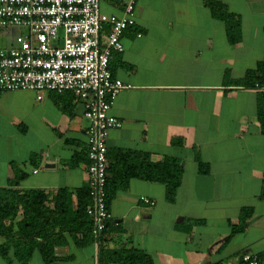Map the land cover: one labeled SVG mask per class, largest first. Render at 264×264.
<instances>
[{
    "label": "crops",
    "instance_id": "crops-1",
    "mask_svg": "<svg viewBox=\"0 0 264 264\" xmlns=\"http://www.w3.org/2000/svg\"><path fill=\"white\" fill-rule=\"evenodd\" d=\"M130 2L100 0V12L121 18ZM209 3L240 18L239 44L229 43ZM134 19L124 52L111 59L113 77L128 88L111 110L123 126L109 133L107 174L119 181L146 157L153 164L173 158L183 167L181 185L168 202L163 184L130 178L108 206L100 246L79 221L80 230L53 239L49 264H99L100 250L142 252L152 264L264 261V0H138ZM24 34L0 28V50ZM84 113L71 93L0 92V188L17 164L27 175L19 190L49 195L51 212L61 191L75 209L89 206ZM245 213V230L233 236L230 223ZM185 221L197 225L178 229ZM29 264L48 263L36 251Z\"/></svg>",
    "mask_w": 264,
    "mask_h": 264
},
{
    "label": "built area",
    "instance_id": "built-area-1",
    "mask_svg": "<svg viewBox=\"0 0 264 264\" xmlns=\"http://www.w3.org/2000/svg\"><path fill=\"white\" fill-rule=\"evenodd\" d=\"M137 1L131 0L119 18L102 14L100 0H0V28L25 31L14 46L0 50V92H33L38 98L71 93L84 106L90 122L87 214L96 244L112 220L106 192L107 141L110 131L123 126L111 110L117 95L128 88L113 77L110 62L114 52H124L122 38L135 24ZM242 262L264 264L253 255L243 256Z\"/></svg>",
    "mask_w": 264,
    "mask_h": 264
},
{
    "label": "trees",
    "instance_id": "trees-1",
    "mask_svg": "<svg viewBox=\"0 0 264 264\" xmlns=\"http://www.w3.org/2000/svg\"><path fill=\"white\" fill-rule=\"evenodd\" d=\"M208 7L213 17L225 24L229 43L232 45L239 44L242 40L240 18L231 14L221 4L209 3ZM260 70L264 71V63L260 65ZM12 169L14 179L9 182L7 188H0V238L6 241L0 247V257L6 264H13L14 261L19 264H29L36 251L41 252L46 263L54 262L56 258L53 252V245H55L53 239L61 236L62 232L80 230L82 227L79 226V221L84 224L85 231H83L87 234L85 238L91 235L96 244L92 235L93 225L87 214L91 204L89 189V206L81 204L75 209L71 195L61 191L58 200H56V209L51 212L46 205L49 201V195L40 191L19 190L21 182L27 178V175L21 171L17 164H12ZM127 170L125 177L122 178L119 174V181L116 177L111 180L108 177L111 171H108L106 184L108 206L119 190L128 189V182L132 177L163 184L166 187L167 201L173 202L184 173L181 162L173 158H167L161 163L153 164L146 157L142 163L128 165ZM248 218L249 215L245 213L238 223H230L234 229L233 236L245 230ZM109 223L102 238L108 230ZM196 225V222L185 221L183 225H178V229H182L183 226L192 229ZM100 244L96 245L100 246ZM99 264H152V261L142 252L109 253L100 250Z\"/></svg>",
    "mask_w": 264,
    "mask_h": 264
}]
</instances>
